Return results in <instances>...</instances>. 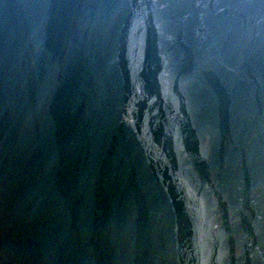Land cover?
I'll return each instance as SVG.
<instances>
[{"label": "water", "instance_id": "water-1", "mask_svg": "<svg viewBox=\"0 0 264 264\" xmlns=\"http://www.w3.org/2000/svg\"><path fill=\"white\" fill-rule=\"evenodd\" d=\"M0 264H264V0H0Z\"/></svg>", "mask_w": 264, "mask_h": 264}]
</instances>
